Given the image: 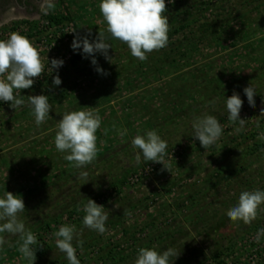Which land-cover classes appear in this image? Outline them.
<instances>
[{"label":"rangeland","instance_id":"obj_1","mask_svg":"<svg viewBox=\"0 0 264 264\" xmlns=\"http://www.w3.org/2000/svg\"><path fill=\"white\" fill-rule=\"evenodd\" d=\"M99 3L55 0L48 15L70 14L82 36L91 31L90 41L104 32L112 63L99 53L95 58L107 75L95 70L92 57L90 65L73 68L71 39L53 38L58 26L38 23L41 14L0 25V39L13 32L27 37L45 66L33 87L21 94L25 100L47 95L52 106L50 117L37 127L30 106L15 111L10 102H0V195L21 196L26 227L38 243L44 239L43 258L35 264H68L53 236L61 225L75 226L76 239L82 241V250L77 249L81 264H134L140 247H173L180 251L175 264H264V239L254 243L257 230L264 228V212L250 225L234 224L226 215L242 191L264 190V146L258 148L257 138L244 135L256 123L264 127V0H166L169 32L189 26L174 35V46L153 51L144 62L110 38ZM19 20L31 23L15 25ZM47 58L65 63L49 72ZM54 73H63L59 87L45 82ZM248 87L257 88L255 108L243 95ZM234 92L243 101L246 126L237 132L238 124H222L220 140L206 151L192 137L190 122L205 113L225 117V98ZM83 107H93L88 110L102 118L97 157L83 169L88 183L77 179L81 170L65 161L54 144L62 115ZM116 129H127V136ZM149 130L167 141L164 162L171 172L160 163L136 162L130 141ZM87 198L108 212L102 235L82 224ZM78 205L81 215L70 217ZM48 222L53 230L46 232L42 227ZM4 237L8 243L0 251V264H26L18 237Z\"/></svg>","mask_w":264,"mask_h":264},{"label":"clouds","instance_id":"obj_2","mask_svg":"<svg viewBox=\"0 0 264 264\" xmlns=\"http://www.w3.org/2000/svg\"><path fill=\"white\" fill-rule=\"evenodd\" d=\"M167 3H173V0H167ZM54 8L55 0H42L39 11L41 15L46 16ZM99 9L106 22V31L110 38L126 44L131 56L140 62L146 61L153 51L167 46L169 18L166 15V0H100ZM90 36L91 31L83 37L76 33L71 48L74 52H80L85 58L92 57L91 63L96 66L95 70L107 75L104 69L97 66L95 54L99 53L112 63L113 58L109 55L112 45L106 42L107 38L103 31H99L94 41H90ZM48 63L49 72H53L63 67L65 62L63 59L53 58L51 61L48 59ZM44 69L38 50L27 37L13 32L7 39H0V102H10L9 106L15 111L25 105L30 106L37 127L50 117L52 106L49 98L41 94L27 96L25 100L21 90L31 89L35 78L40 77ZM61 84L62 80L57 74L52 80V86L59 87ZM256 94V87L243 90L250 108L256 107L254 99ZM215 103V100L209 102L213 106ZM242 106L243 101L238 93L234 92L230 97L225 98L227 118L230 122L239 125L235 129L237 132L242 131L246 126V119L241 118ZM83 108L85 110L70 111L62 115V119L57 124L54 144L57 152L63 154L65 161L81 170L77 179L88 183V173L83 169L97 157L96 133L101 127L102 118L98 112L88 110L93 107ZM261 116H264V109L261 110ZM190 124L192 137L198 140L206 151L217 144L223 133L222 125L217 118L207 113L194 117ZM116 132L121 137L128 134L127 129H116ZM257 139L264 142V131L258 133ZM130 145L136 152L137 163H160L170 171L164 162L167 141L156 130L136 135L131 139ZM78 210H81L79 205ZM82 211L85 213L82 220L85 228L101 235L106 232L109 215L103 205H98L95 200L87 198V202L82 204ZM24 212L25 203L21 196L9 191L0 195V251L8 243L4 234L16 236L20 245L19 252L22 253L26 264H35L37 251L35 246L38 242L36 235L26 227L22 219ZM261 212H264V190L255 189L242 191L238 202L227 211L226 215L234 224L242 222L250 225ZM53 236L57 250L63 254L68 264H81L77 249L82 250V241L76 239L78 234L75 226L61 225ZM74 239H76L75 246ZM262 239H264V228L257 230L254 243L259 244ZM179 255L180 251L173 247L163 251H157L154 247H140L134 264H175Z\"/></svg>","mask_w":264,"mask_h":264},{"label":"trees","instance_id":"obj_3","mask_svg":"<svg viewBox=\"0 0 264 264\" xmlns=\"http://www.w3.org/2000/svg\"><path fill=\"white\" fill-rule=\"evenodd\" d=\"M167 11H168V9H167ZM41 20H45L46 21V23L48 24V26H47V28L48 27H56V26H61L62 24H65L66 26H69V25H72V28H73V31H75V32H73V35H71L70 36V39H71V41L73 42V39H74V37H75V35H76V33H79L81 36H82V34H81V29H80V27H79V25L77 24V22H76V20H75V18L74 17H72L70 14H50V15H46V16H42L41 17V19L40 20H38V23L41 21ZM14 23H15V25H17V26H19V25H21V24H23V23H31V21H29V20H19V21H14ZM37 23V24H38ZM186 26H189V23H186L185 25H180V27L178 28V29H175V30H173L172 32H168V37H169V39H168V44L169 45H171V46H174V42H173V37H174V35L175 34H178L179 32H180V30H182V28H185ZM2 29H7V27L5 26V27H3ZM2 29H1V31H2ZM58 30H60V28L58 29H56L55 31H53V34H52V36H53V38L55 37H57V33H58ZM63 33V32H62ZM67 36V34H65V33H63L62 34V39L61 40H63L65 37ZM48 37V36H47ZM83 37V36H82ZM49 39H52V38H49ZM57 40V39H56ZM81 51H82V49H81ZM85 63L86 64H91L90 63V60H89V58H85L83 55H81L80 54V52H76V54L74 55V57H73V59H72V66H73V68H75V69H79L80 67H83L84 65H85ZM90 73H91V71H90ZM59 75L60 76V78L62 79V77H63V73H54V75H51V76H48V79L45 81L46 83H49L50 81H52L53 79H54V77L56 76V75ZM218 121H219V123L222 125V124H224V123H226L227 122V124L228 123H230V121L228 120V118H227V115L225 116V117H223V118H219L218 119ZM257 124H259V127H257ZM261 131H264V127H262V125L260 124V123H256V124H254L253 125V130L252 131H250L248 134L247 133H244V135L246 136V137H250V138H257V136H258V133L259 132H261ZM264 146V142H259L258 143V145H257V147L258 148H262ZM81 209V208H80ZM81 210H78V207H76V208H74V210H72L70 213H69V216L70 217H73L72 215L73 214H75V213H79L80 215H81ZM85 214H82L81 215V218H82V220H83V216H84ZM43 230L44 231H52L53 230V226H52V223L51 222H48L46 225H44L43 227ZM40 240H41V243H37V245L35 246L36 248H37V251H36V259H41V258H43V255H44V251H42V246H43V244L45 243V241H44V239L41 237L40 238ZM40 245H42V246H40ZM227 248V247H226ZM226 253H224V252H221L220 253V256H223V255H225ZM227 255V254H226ZM217 257H219V256H217ZM216 257V258H217ZM226 257V256H225ZM123 257H119V259L121 260ZM113 259V258H112ZM114 261L116 260V258L115 259H113ZM115 263V262H114ZM206 264H209V263H206Z\"/></svg>","mask_w":264,"mask_h":264},{"label":"flooded vegetation","instance_id":"obj_4","mask_svg":"<svg viewBox=\"0 0 264 264\" xmlns=\"http://www.w3.org/2000/svg\"><path fill=\"white\" fill-rule=\"evenodd\" d=\"M42 0H0V25L17 16L25 18L40 16Z\"/></svg>","mask_w":264,"mask_h":264},{"label":"built area","instance_id":"obj_5","mask_svg":"<svg viewBox=\"0 0 264 264\" xmlns=\"http://www.w3.org/2000/svg\"><path fill=\"white\" fill-rule=\"evenodd\" d=\"M58 28H60V30L57 33L56 39L57 38H58V40L62 39L61 38L62 34L65 33V34H67V36L64 38V40H66V41L69 40L70 36L73 34V32H71V31H73L72 27L66 26V28L65 27L63 28V26H59Z\"/></svg>","mask_w":264,"mask_h":264}]
</instances>
